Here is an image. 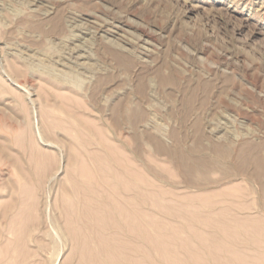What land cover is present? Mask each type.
Returning <instances> with one entry per match:
<instances>
[{
  "label": "rangeland",
  "instance_id": "obj_1",
  "mask_svg": "<svg viewBox=\"0 0 264 264\" xmlns=\"http://www.w3.org/2000/svg\"><path fill=\"white\" fill-rule=\"evenodd\" d=\"M261 142L264 0H0V264H264Z\"/></svg>",
  "mask_w": 264,
  "mask_h": 264
},
{
  "label": "bare ground",
  "instance_id": "obj_2",
  "mask_svg": "<svg viewBox=\"0 0 264 264\" xmlns=\"http://www.w3.org/2000/svg\"><path fill=\"white\" fill-rule=\"evenodd\" d=\"M87 27H89V26H87ZM92 28V27H91ZM94 29V28H93ZM96 30V29H95ZM98 30V29H97ZM101 32V31H100ZM95 33V32H94ZM120 41V40H119ZM144 50V49H143ZM68 75V74H67ZM66 77V76H65ZM68 77L70 78V80L72 81V83H73V85H75L76 84V87H77V85H79V84H77L78 82H77V74H70V75H68ZM141 113V112H140ZM214 132V131H213ZM224 136V135H223ZM218 137V136H217ZM224 137H226V136H224ZM202 139V138H201ZM215 139H217L218 140V138H215ZM147 140V139H146ZM243 141V140H242ZM208 142H211V143H209V144H211L210 146H211V148L212 149H214V151L216 152V155H218V157L216 158V157H214V158H210V159H207V158H193V157H189V156H184V155H182V154H178L177 156H178V158H179V167L180 168H182L183 169V171H184V174L189 178V181L188 182H191L192 181V179H190V177H192V176H196L198 179H201V180H203V179H206L207 177H206V174H205V172L207 171V170H219L222 166V164H221V161L219 160V157H222V156H225V155H227V153L229 152V149H228V147L226 146V144H225V146H222V145H220V144H217V143H215L214 142V140L212 141L211 139L208 141ZM206 143V142H205ZM228 143H229V140H228ZM230 143L231 144H229V147H230V145H232L233 144V142H231L230 141ZM162 144V143H161ZM241 144H243V145H245V146H243V148L242 149H240V154L238 155V157L235 159L236 161V164H238V167H239V170H241V171H245L246 172V167H251V170L250 171H248V175H249V178L252 180V181H254V183H256L255 184V186H258L257 187V189H254V188H252L251 187V185L250 186H248L246 189H247V191L249 192V193H252V192H254V193H256V195H257V197H256V199L255 198H253V199H255V203L258 205V207L262 210L261 212H262V214L264 213V143H259V144H251V143H241ZM239 146V145H238ZM219 147V148H218ZM220 147H221V149H220ZM224 147H227V148H224ZM210 148V149H211ZM238 148V147H237ZM233 149V148H232ZM238 150V149H237ZM237 150H236V153H237ZM230 151H231V149H230ZM213 152V151H212ZM170 153V152H169ZM214 153V152H213ZM184 154V153H183ZM196 157V156H195ZM227 158V157H226ZM108 159V158H107ZM105 160V159H104ZM100 161V160H99ZM106 162V161H105ZM223 163V162H222ZM96 164V163H95ZM121 164V163H120ZM104 165V164H103ZM122 165V164H121ZM225 165V164H224ZM105 166V165H104ZM103 166V167H104ZM126 166V165H125ZM107 167V166H106ZM231 167V166H230ZM100 169V168H99ZM105 169H107V168H105ZM124 169H125V167H124ZM238 169V168H237ZM108 170V169H107ZM130 170V169H129ZM89 171H90V169H89ZM101 171V170H100ZM135 171V170H134ZM182 171V170H181ZM229 171V170H228ZM104 171H102V173H103ZM244 172V173H245ZM99 173V172H98ZM120 173V172H119ZM132 173V172H131ZM207 173V172H206ZM229 173V172H228ZM237 173H238V171H237ZM86 174V173H85ZM106 174V173H105ZM222 174H223V172H222ZM101 175V174H100ZM88 176V175H87ZM92 177H93V175H91ZM95 176V175H94ZM135 176H140L139 174L138 175H135ZM226 176H228V175H226ZM113 177V176H112ZM122 177V176H121ZM120 177V178H121ZM95 178V177H94ZM104 178H106V177H104ZM131 178V177H130ZM141 178V177H140ZM227 178V177H226ZM228 178H230V177H228ZM243 178V177H242ZM97 179V178H96ZM107 179V178H106ZM116 179H117V177H116ZM118 179H119V177H118ZM126 179V178H125ZM142 179H143V176H142ZM87 180H88V178H87ZM100 180H102V178H100ZM104 180V179H103ZM102 180V181H103ZM112 180V179H111ZM138 180H139V178H138ZM141 180V179H140ZM197 180V179H196ZM121 181H123V179L122 180H120V182ZM125 181V180H124ZM98 181H96V183H97ZM106 182V181H105ZM132 182V181H131ZM141 182V181H140ZM147 182V181H146ZM110 183V182H109ZM129 183V182H128ZM247 183H249V182H247ZM98 184V183H97ZM96 184V185H97ZM124 184V183H123ZM131 184V183H130ZM149 184V183H148ZM189 184V183H188ZM87 185V184H86ZM114 185V184H113ZM112 185V186H113ZM88 186H89V184H88ZM91 186V185H90ZM98 186V185H97ZM115 186V185H114ZM126 186V185H125ZM83 187V186H82ZM100 187V186H99ZM98 187V188H99ZM117 187V186H116ZM149 187V186H148ZM114 188V187H113ZM239 188V187H238ZM80 189H83V188H80ZM85 189V188H84ZM100 189V188H99ZM114 189H116V188H114ZM149 189V188H148ZM113 190V189H112ZM126 190V189H125ZM76 191V190H75ZM91 191V190H90ZM94 191V190H93ZM115 191V190H114ZM130 191V190H129ZM139 191V190H138ZM141 191H144V190H142L141 189ZM74 192V191H73ZM87 192V191H86ZM104 192V191H103ZM119 191L117 190V192L116 193H118ZM126 192V191H125ZM128 192V191H127ZM248 192H247V195H248ZM82 193H84V192H82ZM87 194V193H86ZM107 194V193H106ZM119 194V193H118ZM129 194V193H128ZM133 194V193H132ZM150 194V193H149ZM229 194V193H228ZM124 195V194H123ZM230 195V194H229ZM75 196V195H74ZM98 196V195H97ZM101 196V195H100ZM108 196V195H107ZM109 196H111V195H109ZM141 196V195H140ZM144 196V195H143ZM226 196V195H225ZM245 196V195H244ZM82 197H83V195H82ZM123 197V196H122ZM128 197V196H127ZM133 197V196H132ZM132 197H130V199L129 200H133L134 198H132ZM148 197V196H147ZM227 197V196H226ZM231 197V196H230ZM91 198V197H90ZM99 198V197H98ZM151 198V197H150ZM233 198H234V196H233ZM78 199V198H77ZM89 199V198H88ZM252 199V200H253ZM83 200V199H82ZM82 200H80V201H82ZM94 200V199H93ZM93 200L91 199V201L93 202ZM114 200H116L115 198H114ZM135 200V199H134ZM77 201V200H76ZM127 201V200H126ZM144 201V200H143ZM148 201H150V200H148ZM248 201V200H247ZM74 203H75V201H73ZM96 202V201H95ZM97 202H99L98 200H97ZM115 202V201H114ZM70 203L72 204V202L70 201ZM100 203V202H99ZM116 203V202H115ZM117 203H118V201H117ZM68 204V203H67ZM80 204H82V202H80ZM85 204V203H84ZM103 204V203H102ZM245 204V203H244ZM249 204H250V202H249ZM73 205V204H72ZM95 205V204H94ZM101 205V204H100ZM106 205L109 207L110 205V207L111 208H114V207H116V206H118L117 204H116V206H112V204H108V203H106ZM105 205V206H106ZM113 205H114V203H113ZM130 205V204H129ZM231 205V204H230ZM247 205H248V203H247ZM251 205V204H250ZM33 206V205H32ZM120 206V205H119ZM118 206V207H119ZM121 206H123V204L121 205ZM36 207V206H35ZM248 207H249V205H248ZM251 207H252V205H251ZM74 208V207H73ZM86 208V207H85ZM124 208V207H123ZM250 208V207H249ZM248 208V209H249ZM253 208V207H252ZM258 208V209H259ZM70 209H72V207L70 208ZM80 209H82V208H80ZM105 209V208H104ZM107 209V208H106ZM109 209V208H108ZM116 210H117V208H115ZM242 209V208H241ZM99 210V209H98ZM34 211V210H33ZM72 211H75V210H72ZM93 211V210H92ZM91 211V212H92ZM110 211V210H109ZM128 210H126V212H127ZM135 211V210H134ZM96 212H98V211H96ZM125 212V213H126ZM130 212V211H129ZM129 212H128V214H129ZM142 212V211H141ZM147 212V210L145 211V213ZM260 212V211H259ZM31 213V212H30ZM33 213V212H32ZM103 213H105L104 211H103ZM102 213V214H103ZM113 213V212H112ZM119 213V212H118ZM92 214H93V212H92ZM122 214V213H121ZM120 214V215H121ZM133 214V213H132ZM139 214V213H138ZM262 214H260L261 216H262ZM87 215V214H86ZM113 215H115V214H113ZM119 215V216H120ZM126 215H127V213H126ZM144 215H146V214H144ZM254 215V214H253ZM90 216V215H89ZM98 215L96 214V217H97ZM119 216H115V221H117L118 222V224H119V222H121V221H119V220H117L118 218H119ZM131 216V215H130ZM133 216H135V215H133ZM152 216V215H151ZM235 216V215H234ZM251 216V215H250ZM254 216H256V215H254ZM110 217V216H109ZM147 217V216H146ZM153 217V216H152ZM217 217V216H216ZM253 217V216H252ZM86 218H88V217H86ZM124 218H125V216H124ZM136 218V217H135ZM134 218V219H135ZM261 218V217H260ZM260 218H255V219H257V220H259L258 221V226H256V227H258V231L260 230V232H255V234L257 233H259V234H261V235H259L260 236V238L258 237V239H256L257 237L256 236H254V238L256 239V242H260L262 245V247L260 246V248L261 249H263L264 250V214H263V216H262V218L260 219ZM71 219V218H70ZM120 219V218H119ZM245 220H246V218H244ZM249 219V218H248ZM21 220V219H20ZM23 220V219H22ZM94 220H96L97 221V219H94ZM99 220V219H98ZM109 220H111V219H109ZM127 220V219H126ZM138 220V219H137ZM148 220V219H147ZM214 220H216V219H214ZM91 221V220H90ZM100 221H101V219H100ZM24 222V221H23ZM78 222H79V220H78ZM124 222H126L125 220H124ZM129 222V221H128ZM131 222V221H130ZM136 222V221H135ZM243 222H244V220H243ZM242 222V223H243ZM248 222V221H247ZM250 222H252V221H250ZM255 222V221H254ZM253 222V223H254ZM28 223V222H27ZM85 223V222H84ZM127 223V222H126ZM137 223V222H136ZM136 223H134V224H136ZM236 223V222H235ZM239 223V222H238ZM256 223V222H255ZM23 224V223H22ZM21 224V225H22ZM86 224V223H85ZM101 224V223H100ZM104 224V223H103ZM138 224V223H137ZM136 224V225H137ZM107 225V224H106ZM112 225V224H111ZM141 225V224H140ZM251 225V224H250ZM252 225H254V224H252ZM23 226V225H22ZM109 226V225H108ZM150 226V225H149ZM247 226V225H246ZM90 227V226H89ZM95 227V226H94ZM134 227V226H133ZM228 227H230V226H228ZM227 227V228H228ZM240 227V226H239ZM101 228V227H100ZM105 228V227H104ZM132 228V227H131ZM131 228H130V230H131ZM135 228V227H134ZM136 228H138V227H136ZM254 228V227H253ZM252 228V229H253ZM12 229V228H11ZM19 229V228H18ZM21 229V228H20ZM243 229V228H242ZM106 230V229H105ZM133 230V229H132ZM206 230V229H205ZM228 230H229V228H228ZM235 230V229H234ZM251 230V229H250ZM249 230V231H250ZM257 230V229H256ZM20 231H22V230H20ZM94 231H95V229H94ZM97 231H98V229H97ZM115 231V230H114ZM121 231H122V229H121ZM231 231V230H230ZM249 231H248V234H249ZM16 232V231H15ZM14 232V233H15ZM23 232V231H22ZM99 232V231H98ZM97 232V233H98ZM130 232V231H129ZM150 232H152V231H150ZM13 233V232H12ZM97 233L95 232V234L97 235ZM128 233V232H127ZM131 233V232H130ZM145 233V232H144ZM238 233V232H237ZM98 234H100V233H98ZM149 234V233H148ZM234 234V233H233ZM239 234V233H238ZM253 233L251 232L249 235L251 236ZM101 235V234H100ZM109 235V234H108ZM228 235V234H227ZM230 235V234H229ZM246 235V234H245ZM21 236H22V233H21ZM90 236V235H89ZM113 236V235H112ZM116 236V235H115ZM216 236V235H215ZM214 236V237H215ZM231 236V235H230ZM103 237V236H102ZM101 237V238H102ZM117 237H119V236H117ZM142 237V236H141ZM148 237V236H147ZM234 237H235V235H234ZM246 237V236H245ZM103 238H106V236L105 237H103ZM153 238V237H152ZM216 238V237H215ZM226 238V237H225ZM232 238V237H231ZM242 238V237H241ZM251 238H253L252 236H251ZM251 238H250V240H251ZM92 239V238H91ZM107 239V238H106ZM120 239H122V238H120ZM147 239V238H146ZM145 239V240H146ZM166 239V238H165ZM219 239V238H218ZM217 239V240H218ZM103 240V239H102ZM123 240V239H122ZM128 240V239H127ZM154 240V239H153ZM216 240V239H215ZM244 240V239H243ZM247 240V239H246ZM254 239H252V241H249L248 243H249V245L248 246H250V245H252L253 246V244L254 243H256L255 241H253ZM119 241V240H118ZM117 241V242H118ZM131 241V240H130ZM162 241V240H161ZM224 241V240H223ZM223 241H222V243H223ZM231 241H233V240H231ZM12 242V241H11ZM20 242V241H19ZM125 242H127V241H125ZM124 242V243H125ZM129 242V241H128ZM152 242V241H151ZM218 242V241H217ZM221 242V241H220ZM234 242V241H233ZM241 242V241H240ZM254 242V243H253ZM99 243H101V242H99ZM123 243V242H122ZM121 243V244H122ZM124 243H123V245H124ZM164 243V242H163ZM224 243H226L225 241H224ZM232 243V242H231ZM260 243H256V244H260ZM9 244V243H8ZM11 244V243H10ZM24 244V243H23ZM135 243H133V245H134ZM153 244V243H152ZM157 244V243H156ZM219 244V243H218ZM227 244V243H226ZM15 245V244H14ZM85 245H87V244H85ZM112 245V244H111ZM126 245V244H125ZM124 245V246H125ZM136 245V244H135ZM135 245H134V247H135ZM162 245V244H161ZM214 245V244H213ZM216 245V244H215ZM4 246V245H3ZM10 246V245H9ZM12 246V245H11ZM99 246L100 247H102L100 244H99ZM114 246V245H113ZM143 246V245H142ZM221 246V245H220ZM226 246H228V245H226ZM252 246H250V247H252ZM256 246V245H255ZM258 246V245H257ZM2 247V246H1ZM8 247V246H7ZM18 247V246H17ZM86 247V246H85ZM88 247H89V245H88ZM161 247V246H160ZM221 247H223V246H221ZM234 247V246H233ZM10 248V247H9ZM90 248V247H89ZM159 248V247H158ZM157 248V249H158ZM205 248V247H204ZM209 249H210V247H208ZM224 248V247H223ZM229 248V247H228ZM12 249V248H11ZM119 249V248H118ZM137 249H138V247H137ZM144 249V248H143ZM1 250V249H0ZM4 250H6V248L4 249ZM21 250H22V248H21ZM108 250V249H107ZM221 250V249H220ZM248 250H250V249H248ZM6 251H8V250H6ZM86 251V250H85ZM129 251H130V249H129ZM133 251V250H132ZM150 251V250H149ZM203 251V250H202ZM213 251V250H212ZM106 252V251H105ZM117 252V251H116ZM131 252V251H130ZM145 253H146V251H144ZM262 252H264V251H262ZM14 253V256H15V252H13ZM18 253L19 254H21L19 251H18ZM108 253V252H107ZM121 253V252H120ZM97 254H99V253H97ZM122 254V253H121ZM107 255V254H106ZM111 255V254H110ZM112 255H113V253H112ZM124 255H125V253H124ZM1 256V255H0ZM8 256V255H7ZM99 256V255H98ZM109 256V255H108ZM118 256V255H117ZM117 256H113V257H117ZM164 256V255H163ZM162 256V257H163ZM263 256H264V254H263ZM145 257V256H144ZM261 257V256H260ZM147 259V258H146ZM164 259H166V258H164ZM163 259V260H164ZM261 259H263V258H261ZM116 260V259H115ZM144 260V259H143ZM142 260V261H143ZM264 260V259H263ZM258 261V260H257ZM111 262V261H110ZM117 262V261H116ZM145 262V261H144ZM163 263V262H162ZM253 263V262H252ZM113 264V263H112ZM138 264H141V263H138ZM263 264V263H262Z\"/></svg>",
  "mask_w": 264,
  "mask_h": 264
}]
</instances>
